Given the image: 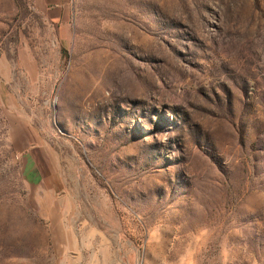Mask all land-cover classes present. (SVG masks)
Segmentation results:
<instances>
[{
    "label": "rangeland",
    "instance_id": "rangeland-1",
    "mask_svg": "<svg viewBox=\"0 0 264 264\" xmlns=\"http://www.w3.org/2000/svg\"><path fill=\"white\" fill-rule=\"evenodd\" d=\"M0 264H264V0H0Z\"/></svg>",
    "mask_w": 264,
    "mask_h": 264
},
{
    "label": "crops",
    "instance_id": "crops-1",
    "mask_svg": "<svg viewBox=\"0 0 264 264\" xmlns=\"http://www.w3.org/2000/svg\"><path fill=\"white\" fill-rule=\"evenodd\" d=\"M42 1H45V0H42Z\"/></svg>",
    "mask_w": 264,
    "mask_h": 264
}]
</instances>
